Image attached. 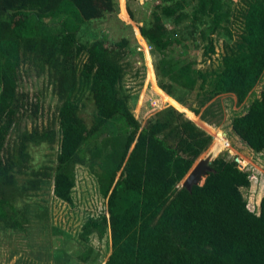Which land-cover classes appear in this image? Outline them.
<instances>
[{"label": "trees", "instance_id": "16d2710c", "mask_svg": "<svg viewBox=\"0 0 264 264\" xmlns=\"http://www.w3.org/2000/svg\"><path fill=\"white\" fill-rule=\"evenodd\" d=\"M233 2L162 0L140 27L158 55V85L209 124L218 113L215 98L234 94L241 105L264 75V0H243V8ZM118 11V0H0V232L28 240L31 253H37L34 226L49 237L70 238L49 221L48 203L39 198L52 192L72 202L77 166L85 165L107 209L82 225L77 256L55 252L61 264H99L90 237L103 240L108 233L111 253L103 264H264V191L250 209L242 191L251 185L248 170L220 153L202 186H180L195 161L210 146L221 147L223 138L214 139L174 105L143 126L131 107L137 97L124 84L130 40L79 36L83 25ZM128 12L136 21L129 6ZM219 40L226 50L216 64ZM190 49H202L210 63L184 60ZM32 71L47 74L57 104L49 125L35 122L29 129L22 120L37 117L40 105L20 82ZM193 92L197 107L188 99ZM84 97L94 104L90 124L81 114ZM231 126L249 147L264 151V87ZM57 141L55 166L31 169L30 146Z\"/></svg>", "mask_w": 264, "mask_h": 264}, {"label": "rangeland", "instance_id": "374dc122", "mask_svg": "<svg viewBox=\"0 0 264 264\" xmlns=\"http://www.w3.org/2000/svg\"><path fill=\"white\" fill-rule=\"evenodd\" d=\"M162 0H118L119 11L117 14L107 15L103 19L95 20L92 23L85 24L79 31L82 40L92 39L94 37H105L109 41H118L122 37L130 40V48L125 57L128 64V74L124 78V84L127 92L136 96V102L131 99L132 110L145 126L146 122L160 109L167 105H174L180 111L195 121L200 127L207 130L215 139L218 134L223 138L221 147L216 152L226 153L228 157L236 160L239 167H244L250 173V187L242 188L244 197L248 201L250 209L254 210L257 205V199L264 191V151L256 152L247 143L241 140L233 131L231 123L236 115L245 113L250 103L259 96L264 87V75L252 93L243 104H237V98L234 94H223L215 98L217 107V117L212 124L202 119L200 115L195 114L187 107L179 103L175 98L164 91L156 78L154 64L158 55L153 52V48L147 43L141 35L140 27L152 19L154 3ZM243 0H234L235 8H243ZM128 6L134 12L136 21L132 20ZM125 10V13L123 12ZM187 23V22H185ZM240 23V22H239ZM238 23V24H239ZM218 37H215V39ZM216 39V40H217ZM224 42H226L224 40ZM223 40L217 42V54L214 56V62L217 64L222 52L226 50ZM184 60H197L199 67H206L210 61H203V50L190 49L183 53ZM155 86V87H154ZM158 86L162 92L159 91ZM20 90L27 92L31 102H38L40 110L37 117L26 116L22 120V127L31 128L35 122L42 127L47 126L54 119L56 114L57 95L54 94L52 86L48 82L46 73L38 75L35 71L30 74L23 73L20 82ZM190 105L197 107L196 92L188 95ZM85 107L82 109V116L90 124L94 113V104L90 99L83 98ZM222 111L220 115L219 111ZM204 108H202L203 111ZM31 111L29 110V114ZM216 122L219 126H214ZM120 127V126H118ZM117 129L120 131V129ZM58 128V125H57ZM104 136V135H103ZM227 139L228 142L224 139ZM214 142V141H213ZM211 147V146H210ZM209 147V149H210ZM58 141L51 146L48 143L40 145H31L30 152L32 160L31 169H38L43 165L54 167L58 154ZM208 149V150H209ZM76 184L72 191V202H66L50 194H43V201L48 203L49 221L64 229L71 237L66 236H47L45 230L34 226L33 234L37 242L35 251L31 253L32 248L28 245V240L21 236L13 234L11 231L0 232V264H46V247L51 251L52 260L47 264H61L56 257L57 253L66 250L70 254L77 256L79 253L78 234L82 225L91 216H99L107 209V199L99 191V183L96 175L88 166L78 165L76 169ZM86 244V243H85ZM89 244H92L99 253L97 263L103 264L111 253V240L108 233L103 240H100L96 234H92ZM57 252V253H55ZM37 256L36 260L30 261L29 256ZM93 254L91 257H95ZM50 258V257H49ZM76 264H91L77 260Z\"/></svg>", "mask_w": 264, "mask_h": 264}, {"label": "water", "instance_id": "95a60500", "mask_svg": "<svg viewBox=\"0 0 264 264\" xmlns=\"http://www.w3.org/2000/svg\"><path fill=\"white\" fill-rule=\"evenodd\" d=\"M221 152L216 153L215 150L209 149L204 152L193 164L191 169L182 179L180 186L188 190H192L194 186H202L207 176L213 171L211 163L219 156Z\"/></svg>", "mask_w": 264, "mask_h": 264}, {"label": "built area", "instance_id": "2783aa9c", "mask_svg": "<svg viewBox=\"0 0 264 264\" xmlns=\"http://www.w3.org/2000/svg\"><path fill=\"white\" fill-rule=\"evenodd\" d=\"M241 169H243L244 167H240Z\"/></svg>", "mask_w": 264, "mask_h": 264}]
</instances>
